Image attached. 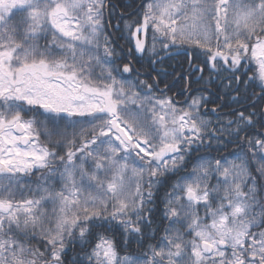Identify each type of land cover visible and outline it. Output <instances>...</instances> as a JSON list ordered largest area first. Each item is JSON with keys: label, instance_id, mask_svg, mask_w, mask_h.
I'll list each match as a JSON object with an SVG mask.
<instances>
[{"label": "snow or ice", "instance_id": "obj_1", "mask_svg": "<svg viewBox=\"0 0 264 264\" xmlns=\"http://www.w3.org/2000/svg\"><path fill=\"white\" fill-rule=\"evenodd\" d=\"M120 7L0 0V264H264V0Z\"/></svg>", "mask_w": 264, "mask_h": 264}, {"label": "trees", "instance_id": "obj_2", "mask_svg": "<svg viewBox=\"0 0 264 264\" xmlns=\"http://www.w3.org/2000/svg\"><path fill=\"white\" fill-rule=\"evenodd\" d=\"M115 2L120 5V11L124 13V15L127 17L129 15L132 16L133 19H139V13L141 11V5L143 4L144 0H115ZM121 45L124 44L123 41L120 42ZM182 59V57L180 58ZM127 62V61H124ZM172 65L176 64V60H172L170 62ZM140 71V79H150L149 73L151 76H156L157 73L152 70L153 66L149 65L147 62L144 63V67H140V65H137ZM163 67L168 68V63H166ZM171 68H168V71H171ZM163 87V85H161ZM172 93H169L171 95Z\"/></svg>", "mask_w": 264, "mask_h": 264}, {"label": "rangeland", "instance_id": "obj_3", "mask_svg": "<svg viewBox=\"0 0 264 264\" xmlns=\"http://www.w3.org/2000/svg\"><path fill=\"white\" fill-rule=\"evenodd\" d=\"M142 79V78H141Z\"/></svg>", "mask_w": 264, "mask_h": 264}]
</instances>
